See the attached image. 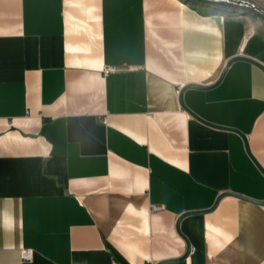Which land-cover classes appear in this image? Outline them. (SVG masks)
Instances as JSON below:
<instances>
[{
	"label": "crops",
	"instance_id": "obj_1",
	"mask_svg": "<svg viewBox=\"0 0 264 264\" xmlns=\"http://www.w3.org/2000/svg\"><path fill=\"white\" fill-rule=\"evenodd\" d=\"M252 10L0 0V264H264Z\"/></svg>",
	"mask_w": 264,
	"mask_h": 264
},
{
	"label": "water",
	"instance_id": "obj_2",
	"mask_svg": "<svg viewBox=\"0 0 264 264\" xmlns=\"http://www.w3.org/2000/svg\"><path fill=\"white\" fill-rule=\"evenodd\" d=\"M208 1H211V2H219V3H220V2H225V3H229V4H231L232 6H235V7H241V8H242V7H246V8H250V9H253V10H255V11H258L259 13H261V14L264 15V9H263L260 5H258L257 3H255V2H253V1H251V0H208ZM236 59H243V60H248V61L254 62V63L260 65V66L264 69L263 65H261V64L258 63L257 61H254V60H252V59H250V58H248V57H244V56H238V57H235L234 59H231V60L229 61L228 65H229L233 60H236ZM225 71H226V69H224L222 75L220 76V78L218 79V81H217L215 84H218V83L222 80V78H223V76H224V74H225ZM189 87H200V86H199V85H189ZM186 88H187V87L183 88V89L181 90V94H180L181 103H182V105H183L185 108H187V106L185 105V103H184V101H183V93H184V90H185ZM247 149H249L248 145H247ZM231 194H236V193H231ZM222 196H223V195H221V196L219 197V199H220ZM219 199H218V200H219ZM218 200L216 201V204H217ZM262 203H264V201H263ZM216 204H215V205H216ZM186 214H188V213H185V214H183V215H181V216L179 217L178 222H177V227H178V228H179V225H180V221H181V219H182L183 216H185ZM189 251H190V248H188V251L185 253V255H184L182 258H185V257L189 254ZM157 264H163V263H157Z\"/></svg>",
	"mask_w": 264,
	"mask_h": 264
},
{
	"label": "built area",
	"instance_id": "obj_3",
	"mask_svg": "<svg viewBox=\"0 0 264 264\" xmlns=\"http://www.w3.org/2000/svg\"><path fill=\"white\" fill-rule=\"evenodd\" d=\"M117 70L116 66H109L105 69V72L115 71ZM34 256V251L32 248H23L22 249V258L24 260H32ZM146 264H155L154 262H148Z\"/></svg>",
	"mask_w": 264,
	"mask_h": 264
},
{
	"label": "rangeland",
	"instance_id": "obj_4",
	"mask_svg": "<svg viewBox=\"0 0 264 264\" xmlns=\"http://www.w3.org/2000/svg\"><path fill=\"white\" fill-rule=\"evenodd\" d=\"M223 3V2H222ZM218 4V3H217ZM218 5H220V4H218ZM222 5H224V6H227L228 4H222ZM229 6V5H228ZM238 8H241V7H238ZM244 8H246V7H244ZM247 9H249V10H252V9H250V8H247ZM253 11V10H252Z\"/></svg>",
	"mask_w": 264,
	"mask_h": 264
},
{
	"label": "snow or ice",
	"instance_id": "obj_5",
	"mask_svg": "<svg viewBox=\"0 0 264 264\" xmlns=\"http://www.w3.org/2000/svg\"><path fill=\"white\" fill-rule=\"evenodd\" d=\"M139 142V141H138Z\"/></svg>",
	"mask_w": 264,
	"mask_h": 264
}]
</instances>
